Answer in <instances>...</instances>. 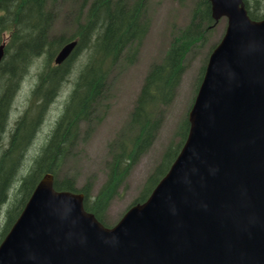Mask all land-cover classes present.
Returning <instances> with one entry per match:
<instances>
[{
  "label": "water",
  "instance_id": "obj_1",
  "mask_svg": "<svg viewBox=\"0 0 264 264\" xmlns=\"http://www.w3.org/2000/svg\"><path fill=\"white\" fill-rule=\"evenodd\" d=\"M210 3L225 31L185 142L147 199L107 227L46 172L0 241V264H264V16L250 18L243 0Z\"/></svg>",
  "mask_w": 264,
  "mask_h": 264
},
{
  "label": "trees",
  "instance_id": "obj_2",
  "mask_svg": "<svg viewBox=\"0 0 264 264\" xmlns=\"http://www.w3.org/2000/svg\"><path fill=\"white\" fill-rule=\"evenodd\" d=\"M183 2L184 0H179ZM151 0H0V241L21 212L32 190L46 173L54 188L82 192L83 206L104 226L111 227L107 210L126 188L141 156L156 139L188 63L210 41L219 22L211 17L210 0H194L189 19L174 28L159 60L148 68L125 126L108 144L106 177L95 193L93 182L77 185L74 174L61 167L81 138L102 118L109 78L115 69L132 64L150 28ZM250 18L264 16V0H243ZM62 6L64 8H62ZM60 11L65 31L55 32ZM73 28V29H72ZM72 29L71 33H68ZM9 33L5 38V34ZM71 39L77 45L61 64L58 49ZM209 46V54L216 46ZM85 51L60 115L44 143L25 160L45 114ZM41 59L36 80L23 110L9 122L15 96L30 68ZM206 60V59H205ZM205 60L198 75L202 78ZM187 117L180 122L160 160L148 173L131 205L142 203L167 173L187 137ZM84 129V131H83ZM83 132V135H82Z\"/></svg>",
  "mask_w": 264,
  "mask_h": 264
},
{
  "label": "rangeland",
  "instance_id": "obj_3",
  "mask_svg": "<svg viewBox=\"0 0 264 264\" xmlns=\"http://www.w3.org/2000/svg\"><path fill=\"white\" fill-rule=\"evenodd\" d=\"M193 1L151 0L150 28L142 44H140L135 61L130 65H123L121 68L115 69L110 75L109 90L103 103L102 118L93 125L87 137L80 139L72 155L66 158L62 164L61 172L69 175L74 174L77 185H82L86 180L91 179L93 182L92 193H95L105 180L106 169L104 164L108 157V144L125 126L145 74L149 66L163 55L169 44L172 30L178 26H183L188 21ZM62 8L64 7L62 6ZM58 17L54 30L55 32L65 31L67 26L65 27L63 24L62 11H60ZM225 27L226 18L222 17L215 26L208 44L188 63L173 101L165 108L164 121L155 141L132 169L126 181V188H122L120 195L111 200L107 210L108 219L112 223L111 226L115 225L131 206V202L141 188L146 176L160 160L171 139L175 137L178 125L188 116L201 81L200 79L198 84L200 66L205 59V62H207L210 44L220 41ZM72 29L68 33H71ZM8 35L7 32L4 37L7 38ZM84 54L85 51L78 54L67 81L64 82L58 95L50 104L30 147L25 160V167L29 165L30 158L44 143L55 120L60 115L80 64L83 59L85 61ZM40 61V58L37 59L22 80L10 113L9 122L11 124L27 102L36 80Z\"/></svg>",
  "mask_w": 264,
  "mask_h": 264
}]
</instances>
